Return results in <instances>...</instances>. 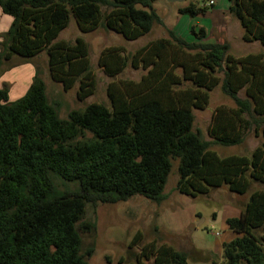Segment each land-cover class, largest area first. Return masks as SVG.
<instances>
[{
  "label": "trees",
  "instance_id": "trees-1",
  "mask_svg": "<svg viewBox=\"0 0 264 264\" xmlns=\"http://www.w3.org/2000/svg\"><path fill=\"white\" fill-rule=\"evenodd\" d=\"M157 1L0 0L2 14L12 18L0 44V69L16 57L24 63L44 53L51 81L64 91L77 86L83 102L98 84L88 43L58 40L71 18L82 33L103 27L136 40L164 25ZM210 2L190 3L179 14L205 15ZM229 13L244 42L264 47V0H229ZM168 35L131 54L124 47L101 51L98 67L110 77L143 71L137 81L107 84L109 106L91 103L61 118L39 70L16 101L8 87L0 88V264H89L94 248L83 250L81 233L96 225L84 221L87 206L135 196L160 205L173 160L176 191L190 198L223 187L236 195L253 183L264 187V54L235 57L227 41H204V29H193V40L175 30ZM218 86L235 107L213 110L209 142L194 130L193 111L205 110ZM253 129L263 142L249 156L221 157L211 149L240 146ZM226 225L237 236L223 245L220 264H264V188L252 191ZM143 242L137 232L129 246L137 249L134 259L120 264H188L185 251Z\"/></svg>",
  "mask_w": 264,
  "mask_h": 264
},
{
  "label": "rangeland",
  "instance_id": "rangeland-1",
  "mask_svg": "<svg viewBox=\"0 0 264 264\" xmlns=\"http://www.w3.org/2000/svg\"><path fill=\"white\" fill-rule=\"evenodd\" d=\"M209 1H213L214 6L209 7L205 15L190 17L179 14V9L190 3L203 7ZM154 10L165 26L155 25L149 34L136 40H126L121 35L103 27L90 33H82L77 27L75 18H71L69 26L60 34L58 40L74 43L76 38L80 37L89 45L91 66L96 74L98 86L95 95L85 101L81 102L76 99L77 86L69 91H64L60 84L51 81L47 55L44 53L33 61L24 63H22V59L16 57L6 67L0 69V88L8 87L11 92L18 90L16 94L11 96L13 100L20 93L23 96L28 91L35 72L39 70L42 79L45 81L50 102L60 103V117L66 118L70 111L82 110L91 103L109 106L106 87L112 80L137 81L143 75V71L128 68L116 77L108 76L97 64L101 51L107 48L124 47L131 54L152 40L169 37L168 30H175L179 37L193 40L195 38L193 29L196 33L204 29L206 31L204 41H227L230 44V53L235 57L249 53L264 54V47L259 43H246L242 40L243 28L239 21L229 13V0H185L175 3L168 0H158L154 3ZM3 17L10 19L9 16ZM8 29L6 20H2L0 32L3 34L0 37V44L3 42L4 34L8 32ZM12 65H18V69L11 72L17 68L10 67ZM30 67H33L34 70L36 68V71L29 82L27 71ZM8 74L15 80L18 88L10 83L11 80L5 82V77ZM28 82L29 85L25 89ZM240 97H244L243 93L240 94ZM222 105L235 107L234 102L225 96L218 86L211 92L207 108L202 111H193L194 130L199 132L203 140L213 141L208 131L212 112L216 107ZM262 142L263 138L257 137L253 129L240 146L222 147L212 144L211 149L221 157L249 156ZM178 179V161L173 160L165 188L167 199L160 205L140 196L116 204H99L96 207L88 205L84 221L96 225L94 232L81 233L83 250L94 248V252L88 259L89 264H120L121 258L132 261L137 249L135 247L131 249L129 246L137 232L143 234V243L156 241L158 244H168L177 250L187 252L191 264H196L195 262L204 259L209 263L215 261L220 264L223 261L221 244L223 241L228 242L232 235L231 230L226 225L227 218L238 217L249 198V194L264 187L253 183L245 195H236L223 187L212 191L209 195L190 198L176 191ZM214 215L216 217H213Z\"/></svg>",
  "mask_w": 264,
  "mask_h": 264
},
{
  "label": "crops",
  "instance_id": "crops-1",
  "mask_svg": "<svg viewBox=\"0 0 264 264\" xmlns=\"http://www.w3.org/2000/svg\"><path fill=\"white\" fill-rule=\"evenodd\" d=\"M3 16H6V15H3L2 14V11H1V9H0V22L2 21V20H6V25L8 24V26H9V28H10V26H11V23H12V19L10 18V19H5L6 17H3ZM8 17V16H7ZM9 30V29H8ZM1 34H3V32H0V37H1ZM1 42V41H0ZM35 64V63H34ZM17 67V66H16ZM18 69V67L17 68H14L13 70H11V72H13L14 70H17ZM36 71V68H35V70H34V68L33 67H30L29 69H28V73H29V75H28V80H29V82H30V79H31V77L33 76V74H34V72ZM11 74V73H10ZM10 74H8L5 78V82L7 81H10L11 80V82L10 83H13L14 84V86L16 85V82H15V80L12 78V77H9V75ZM35 74H36V72H35ZM35 76V75H34ZM34 76H33V78H34ZM29 82H28V84H27V86L25 87V89H27V87H28V85H29ZM32 84V83H31ZM15 87H17V85L15 86ZM18 88V87H17ZM24 89V90H25ZM18 92V90L17 91H13V92H11V90H10V93H9V99H10V101H14L16 98H18V97H20V96H22V93H20L14 100L13 99H11V96L12 95H14V93L16 94ZM12 93V94H11ZM25 95V94H24ZM23 95V96H24ZM20 99V98H19ZM18 100V99H17ZM16 101V100H15ZM213 213H215V212H213ZM216 214V213H215ZM217 219V218H216ZM227 219H229V218H227ZM214 223L216 222V221H213ZM231 232V238H230V240L228 241V242H230L231 240H233V239H235V237H236V234L234 233V232H232V231H230ZM228 242H225V241H223L222 242V244H221V251L223 252V245L225 244V243H228ZM198 250H200V249H198ZM223 260V259H222ZM195 261V260H194ZM198 263H204V264H213L214 262L212 261V262H208L206 259H204L203 261H197ZM197 262H195L196 264H198ZM222 262V261H221ZM216 263V262H215ZM188 264H191V262H190V259H189V261H188Z\"/></svg>",
  "mask_w": 264,
  "mask_h": 264
},
{
  "label": "water",
  "instance_id": "water-1",
  "mask_svg": "<svg viewBox=\"0 0 264 264\" xmlns=\"http://www.w3.org/2000/svg\"><path fill=\"white\" fill-rule=\"evenodd\" d=\"M169 2L175 3V2H184L185 0H168Z\"/></svg>",
  "mask_w": 264,
  "mask_h": 264
},
{
  "label": "built area",
  "instance_id": "built-area-1",
  "mask_svg": "<svg viewBox=\"0 0 264 264\" xmlns=\"http://www.w3.org/2000/svg\"><path fill=\"white\" fill-rule=\"evenodd\" d=\"M213 4H214V3L211 1V2H210V5H213Z\"/></svg>",
  "mask_w": 264,
  "mask_h": 264
}]
</instances>
